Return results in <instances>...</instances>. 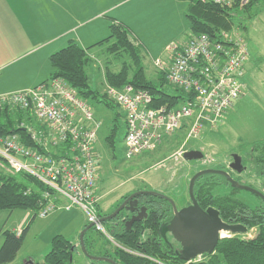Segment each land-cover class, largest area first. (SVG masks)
Wrapping results in <instances>:
<instances>
[{
    "label": "built area",
    "instance_id": "2783aa9c",
    "mask_svg": "<svg viewBox=\"0 0 264 264\" xmlns=\"http://www.w3.org/2000/svg\"><path fill=\"white\" fill-rule=\"evenodd\" d=\"M214 1L230 6L251 0ZM249 59V44L236 31L224 32L220 38L190 32L170 42L153 61L157 71L184 95L181 102L158 105L146 89L108 84L105 92L125 120V155L134 158L154 150L165 134L179 129H186L193 138L216 129L244 93L242 79ZM4 105L29 110L38 124H22L34 146L21 142L18 133L0 135V156L12 171L35 176L47 187L38 215L46 217L57 210L78 207L93 228L112 238L99 210L101 159L97 145L101 121L95 118L89 101L57 77L0 95V107ZM185 151L180 154L184 156ZM127 251L144 255L131 248Z\"/></svg>",
    "mask_w": 264,
    "mask_h": 264
},
{
    "label": "rangeland",
    "instance_id": "374dc122",
    "mask_svg": "<svg viewBox=\"0 0 264 264\" xmlns=\"http://www.w3.org/2000/svg\"><path fill=\"white\" fill-rule=\"evenodd\" d=\"M41 1L44 2L43 8L41 2L38 10L36 8L37 12L35 10L37 17L43 19L46 24H54L53 14L55 13L56 16H61V24L59 23V27L61 28L66 10L68 12L70 8L68 7L70 6V0L69 3H67V0H55L53 4L47 0ZM100 1L93 0V11L99 10L105 5H100V7ZM70 10H72V7ZM233 12V31L238 32L248 42L250 59L246 64V72L242 79L244 93L226 111L223 121L216 129L202 134L199 138L189 137V131L179 129L174 133L165 134L162 143L154 150L146 151L134 158H129L125 155V120L123 116L121 119H117L119 113L122 114L120 112L121 109L117 107L110 108L103 103H98L92 99L89 100L95 118L101 121L97 149L101 159L99 180L101 199L99 210L102 217L110 214L126 196L143 189L164 193L169 197L171 196L178 207L184 206L190 201L189 183L191 178L196 172L206 168H217L226 171L231 169L230 171L234 179L239 182L241 180L243 183L264 192L263 175H257L248 166H245V163H243L245 167H242L240 171L232 167L230 168V165L234 162V156L241 157L254 145L264 141V0L256 1L248 10L237 11L234 9ZM88 13L86 15H89ZM96 18H99V16ZM79 20L80 14L76 21H72L71 23L66 22L63 27L75 26L76 29L78 22H80ZM31 26H33V23ZM188 32H190L189 25ZM17 37L19 35L14 36L10 47L11 58L17 60L9 64L8 69L0 74H10L11 85H16V81L18 80L17 74H19L20 80L24 84L41 82L44 77H48V72L53 69L46 53L50 49L49 45L39 42L41 41L40 38H37V42H39L37 43L33 37L29 39H19ZM104 47L105 45H100L97 48L95 47V49H90L92 63L87 67L91 86L98 88L101 92H105L106 86L109 84L105 75L108 69L118 72L124 62L133 66L127 52L121 50L119 53H113L107 49V46L106 49ZM158 49H161V47ZM151 51L152 48H149V46L141 47L142 63L147 76L160 86L159 72L152 60ZM27 70L28 73H21V71L26 72ZM130 76H132L131 72ZM164 89L170 93H177L168 84L164 86ZM116 123L118 124V133L115 150L112 151L107 143L106 136L111 132V128ZM20 141L23 142L21 135ZM187 149L201 150L204 153V157L188 160L180 154ZM0 165L7 173L15 174L22 172L12 171L11 167L7 165V161L4 162L1 159ZM222 176L217 173H207L202 175L201 180L212 182L208 185L213 187H211L212 193L217 198L232 196L249 206L259 205L261 200L255 193L247 189L233 187L231 182L229 185L225 184ZM31 187L32 185L29 189H32ZM10 211H2L0 213L1 220L7 217L8 213L5 212ZM54 212V215L61 214V216L58 220L51 222L54 225L50 228V231L55 229V234L58 235L60 232L77 245L73 251L72 264H113L105 260L92 259L82 249L80 235L89 223L81 209L76 207L72 211L57 210V212ZM24 214L25 211L14 209L12 217L6 222V227H9L6 229H12L13 221L16 219L17 221H21ZM46 222V219H39L29 234L26 235L23 250L17 262L27 253H33L36 256L40 253V250L42 251L41 243L47 232ZM104 227L112 238L92 227L85 235V246L93 255L109 256L119 260L116 251H127L129 247L125 246L113 235L109 222L104 223ZM252 230H255V228ZM250 234L253 235L252 232ZM1 236L3 237V233ZM1 243H3L2 238H0ZM143 257L150 260L149 264H162L159 261L165 264H173L170 261L164 262L159 256L151 254L144 253ZM118 262L121 263L120 260ZM17 264L22 263L19 262Z\"/></svg>",
    "mask_w": 264,
    "mask_h": 264
},
{
    "label": "trees",
    "instance_id": "16d2710c",
    "mask_svg": "<svg viewBox=\"0 0 264 264\" xmlns=\"http://www.w3.org/2000/svg\"><path fill=\"white\" fill-rule=\"evenodd\" d=\"M187 1L189 2L187 18L190 32L220 38L224 32H230L234 29L233 10H248L258 0H251L245 5H241L239 1H236L230 6L219 4L214 0ZM131 37L127 25L122 22H114L110 25V34L93 45L105 44L107 49L113 53H119L123 50L129 54L132 60L133 66L124 62L118 72L108 69L105 73L107 82L116 87L131 84L137 88L146 89L150 91L155 104L158 105L181 102L184 95L168 83L164 74L159 72L160 86L147 76L141 55V47L144 46L134 42ZM91 61L92 58L87 49L83 48L75 39H70L67 45L50 55L53 69L48 79L62 78L85 100L92 99L98 103H103L107 107L118 108V105L109 98L106 92H101L98 88L91 86L87 73V67L92 63ZM130 72L132 76H130ZM166 84L170 85L177 93H170L164 89ZM121 117L122 114L119 113L117 119H121ZM27 122L38 126L36 119L29 110L10 105L0 107V135L5 137L18 133L25 145L34 146L36 143L32 140L31 134L22 126L23 123L26 124ZM117 128L118 124L116 123L106 136L107 143L112 151L115 150L116 146ZM241 157L242 163H245L257 175L264 176V141L254 145ZM0 159L6 161L2 157ZM201 177L197 180L195 188L200 204L203 207L215 206L219 209L221 217L228 222L246 225L248 228L247 233L229 234L221 237L215 252L205 255L199 260L187 262L180 257H176L171 261L166 251L169 244L165 246L159 231L165 216L163 214L165 211L170 210L171 205L162 196L145 194L141 195L142 201L140 202L142 205L148 206V216L143 221L134 223L131 229H127L122 224L121 227L112 232L113 235L131 249L159 256L161 259L170 261L173 264H264V205L249 206L232 196L217 198L212 193V186H208L212 182L201 180ZM222 177L224 183L229 185L230 182L226 177ZM31 185L32 189H29ZM46 188L45 184L35 176L24 172L7 173L0 165V210L24 209L34 211V217L30 219L31 221L21 233L8 229L3 231L4 240L0 246V264L10 263L16 258L24 243L31 222L42 207V192ZM253 228L257 230L251 237H248L246 234H249ZM146 230L149 233L144 236ZM76 247L77 245L64 235H55L52 239L51 249L44 260L35 264H72V255ZM116 253L122 264L150 263V260L143 256H136L127 251L117 250ZM114 260L119 261L118 259Z\"/></svg>",
    "mask_w": 264,
    "mask_h": 264
},
{
    "label": "crops",
    "instance_id": "0c3cea01",
    "mask_svg": "<svg viewBox=\"0 0 264 264\" xmlns=\"http://www.w3.org/2000/svg\"><path fill=\"white\" fill-rule=\"evenodd\" d=\"M47 1L53 4L55 0ZM41 2V0H0V73H3L8 69L9 64L17 60L11 58L10 47L13 43L14 36L18 35L19 37L17 38L19 39H29L33 37L34 41L37 42V38H40L41 41L39 42L48 44L50 49L48 52L46 51V53L49 59L53 52L67 45L70 39L78 41L83 48L87 49L90 55L91 48L95 49V47L97 48L100 46L93 45L110 34V25L114 22H122L129 28L132 36L131 38L134 42L152 48L151 57L154 61L156 57L164 53L166 46L170 42L183 39L190 33L188 32L189 21L187 18V8L189 2L187 0H101L99 6L105 5L96 11L92 10L93 0H72V2L70 0V3L69 0H67V3L70 4L68 7L70 8L68 12L66 10L61 28L59 27V23L61 24V16H56L55 13L53 14L54 24H46L43 19L37 17L35 10L36 8L38 10ZM43 3L44 2H42V8ZM71 7L72 10H70ZM86 13L89 15H86ZM79 14L80 22H78L76 29L75 26L63 27L66 22L71 23L72 21H76ZM97 16H99V18H96ZM32 23L33 26H31ZM104 45L102 44V46ZM160 47L161 49L157 50V48ZM104 48L106 49V46ZM50 72H48V77H44L42 81L40 80L41 82L38 81L33 84L25 83L26 85L20 80L19 74H17L18 80L16 81V85H11L10 74H0V95L35 87L48 79ZM21 73L26 74L28 70L26 72L21 71ZM21 210L25 211L22 220L17 221L15 217L16 220L13 221L14 224L12 229L8 230L19 233L20 230L23 231L30 222V219L34 217L33 210ZM5 213H8L5 219L1 220L2 217L0 216V238H2V241L3 237L1 235L6 228H9L6 227V222L12 217L13 210ZM54 213L55 212L43 218L36 216L27 231V234H29L39 219L47 220V232L43 231L46 232V236L41 243L43 248L42 251L40 250V253L36 256H34L33 253H27L17 262L23 250L22 245L16 258L7 264H17L19 262L22 264H29L30 260L35 264L36 262L44 260L52 246L53 237L57 235L55 234V229L50 231V228L54 225L51 222L53 220H58L61 214L54 215ZM58 234L61 233L59 232Z\"/></svg>",
    "mask_w": 264,
    "mask_h": 264
},
{
    "label": "water",
    "instance_id": "95a60500",
    "mask_svg": "<svg viewBox=\"0 0 264 264\" xmlns=\"http://www.w3.org/2000/svg\"><path fill=\"white\" fill-rule=\"evenodd\" d=\"M24 129L26 128L24 127ZM203 157L204 153L197 149L187 150L184 153V158L188 160ZM230 167L238 171L242 170V167H244L242 157L234 156V162L230 165ZM207 173H217L223 175L229 182L232 183L233 187L238 189H247L264 199L263 192L243 182L237 181L228 171L217 168H206L196 172L190 180L189 194L192 200L190 205L179 209L174 199L164 193L154 190H138L130 194L112 213L101 217V221L103 223L109 222L111 224L112 232L121 227L122 224H124L127 229H131L134 223L143 221L149 214L148 207L141 204L139 196L144 194L162 196L170 201L174 214L169 222H163L160 225V234L162 239L166 243H170L168 241L167 233L171 232L178 242H182V249L177 251L178 257L187 262L194 259H201L202 257H205V255L215 252L220 238L224 235L223 233L245 234L248 231L247 226L242 223L230 224L224 221L220 216V211L214 207L204 209L200 206L194 193V186L196 180ZM120 213L125 215L120 218ZM128 214H130V217ZM91 228L92 224H88L81 232L80 242L82 249L92 259L105 260L113 264H121L109 256L93 255L87 250L85 246V234ZM254 231L255 230L251 231L252 234ZM29 264L34 263L30 260Z\"/></svg>",
    "mask_w": 264,
    "mask_h": 264
},
{
    "label": "flooded vegetation",
    "instance_id": "af4514ba",
    "mask_svg": "<svg viewBox=\"0 0 264 264\" xmlns=\"http://www.w3.org/2000/svg\"><path fill=\"white\" fill-rule=\"evenodd\" d=\"M245 166H246V165H245ZM245 166H244V167H245ZM230 168H231V167H230ZM227 170H228V169H227ZM230 170H231V169H230ZM230 170H228V171H229V173L231 174V176H233ZM233 177H234V176H233ZM199 178H200V177H199ZM199 178H198V179H199ZM198 179H197V180H198ZM197 180H196V182H197ZM196 182H195V186H194V193H195V188H196ZM215 182H216V183H219L218 181H215ZM240 182H242V181L240 180ZM189 184H190V183H189ZM208 186H209V185H208ZM256 189H257V188H256ZM143 190H145V189H143ZM148 190H149V189H148ZM257 190H258V189H257ZM263 193H264V192H263ZM144 195H145V194H144ZM195 196H196V193H195ZM257 196H258V195H257ZM140 197H141V196H139V198H140ZM170 197H171V196H170ZM189 197H190V194H189ZM258 197H259V199L262 201V202H260L259 204L264 205V199L261 198L260 196H258ZM126 198H127V197H126ZM126 198H124V199L122 200V202H123ZM196 198H197V196H196ZM165 199H166V198H165ZM197 200H198V199H197ZM140 201H142L141 198H140ZM167 201H168V200H167ZM122 202H121V203H122ZM168 202L170 203V201H168ZM198 202H199V200H198ZM121 203H120V204H121ZM191 203H192V200H191V197H190V201H189L188 203H186L184 206H188V205H190ZM120 204H119V205H120ZM199 204H200V202H199ZM119 205H118V206H119ZM170 205H171L170 210H168V212L165 211L164 214H163V215H165V216L163 217V222H169V221L172 219L173 215H174V214H173L172 204L170 203ZM118 206H117V207H118ZM146 206H147V205H146ZM184 206H180V207H178V208L180 209V208H182V207H184ZM200 206H201L202 208H204V209H207L208 207H214L215 209L219 210V209L216 208L215 206H207V207H203L201 204H200ZM117 207H116V208H117ZM147 207H148V206H147ZM116 208H115V209H116ZM115 209H114V210H115ZM114 210H113V211H114ZM113 211H112V212H113ZM123 211H125V210H123ZM112 212H111V213H112ZM125 212H126V211H125ZM120 214H121V213H120ZM120 214H119V215H120ZM119 215H118V216H119ZM124 215H125V214L122 213V214L120 215V218L123 217ZM118 216H117V217H118ZM128 216L130 217V214H128ZM220 216H221V215H220ZM221 218H222V217H221ZM222 219H223V218H222ZM223 220H224V219H223ZM116 221H117V220H116ZM224 221H226V220H224ZM163 222H162V223H163ZM226 222H228V221H226ZM228 223H230V224H235L234 222H228ZM256 230H257V229H256ZM256 230H255V231H256ZM159 231H160V228H159ZM251 231H252V230H251ZM251 231H250V232H251ZM147 233H149V232L146 230L145 233H144V236H145V234H147ZM254 233H255V232H254ZM254 233H253V234H254ZM160 235H161V234H160ZM167 236H168V241L171 243V245H170V243H168V242L166 243L163 239H162V240L165 242V246H167V244H169V248L166 249V251L168 252V254H169V256H170L169 260L173 261L174 258L178 257V253H177V251H180V250L182 249V245H181L182 242H180V241L178 242L177 239L173 236V234H172L171 232H168V233H167ZM183 239H184V238H183ZM164 242H163V243H164Z\"/></svg>",
    "mask_w": 264,
    "mask_h": 264
},
{
    "label": "bare ground",
    "instance_id": "6f19581e",
    "mask_svg": "<svg viewBox=\"0 0 264 264\" xmlns=\"http://www.w3.org/2000/svg\"><path fill=\"white\" fill-rule=\"evenodd\" d=\"M224 235H223V237H225L227 234H225V233H223Z\"/></svg>",
    "mask_w": 264,
    "mask_h": 264
}]
</instances>
